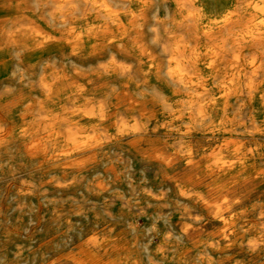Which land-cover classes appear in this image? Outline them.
<instances>
[{"label":"bare ground","instance_id":"bare-ground-1","mask_svg":"<svg viewBox=\"0 0 264 264\" xmlns=\"http://www.w3.org/2000/svg\"><path fill=\"white\" fill-rule=\"evenodd\" d=\"M59 2L0 0V151L4 156H41L42 165L62 170V176L52 180L60 188L80 182L75 176L68 177L69 173L85 169L124 140L131 141L133 150L153 137L113 139L110 133L132 115L141 120L153 115L140 109L145 102L133 94L141 90L136 87L137 79L156 73L155 83L162 67L163 77L181 97L180 102L191 103L208 135L220 137L209 149V164L234 174V188L224 193L230 195L225 201L207 199L219 196V191L209 192L207 197L201 192L180 196L170 179L179 201L162 230L155 228L146 235L139 230L140 218H135L126 230L108 229L92 235L61 263L264 264V245L260 244L264 202L254 195L258 187L239 196L238 203L232 199L251 182L264 180V6L259 0H152L147 5L138 0H107L112 12L120 13L117 19L95 8L91 0H70L73 6L61 9L63 14L52 12ZM117 26L121 35L117 58L126 62L106 64L104 70L120 77L96 81L82 93L84 86L70 76L79 71L77 66L87 65L82 57L68 53L78 52L86 37L102 38L100 30L117 31ZM115 39L113 36L112 41ZM110 47L116 50L115 45ZM209 73L215 75L214 82ZM112 84L117 90L108 96ZM59 85L66 88L58 91ZM127 88L134 104L118 107L119 96ZM165 91L171 95L170 89ZM146 95L148 100L167 103V97L151 87ZM85 97L90 98L87 104ZM101 101L110 109L105 110L107 122L99 119L104 111ZM80 108L94 118L74 115ZM84 132H94L103 143L71 157L59 155L71 147L69 138L78 142ZM174 139V143L172 139L167 142L175 152L190 156L185 141L178 135ZM142 166L168 180L157 155ZM22 192L20 195L29 194L30 187ZM148 193H152V202H161L169 188L160 186ZM193 195L200 205L193 203ZM118 201L131 207L120 195L109 198V203ZM147 208L139 207L138 212L143 214ZM145 238L148 242L143 249Z\"/></svg>","mask_w":264,"mask_h":264},{"label":"rangeland","instance_id":"rangeland-1","mask_svg":"<svg viewBox=\"0 0 264 264\" xmlns=\"http://www.w3.org/2000/svg\"><path fill=\"white\" fill-rule=\"evenodd\" d=\"M128 91L125 89L119 96L118 107L134 104ZM143 104L139 105L140 109L152 114L151 105ZM163 141L164 138L151 137L133 150L130 140L113 145L105 156L85 169L69 173L68 177L75 176L81 181L66 188L52 182L62 176V170L42 165L44 159L41 156L23 154L11 159L0 151V156H3L0 160V264H62L69 252L84 245L83 236L90 229L92 235L108 229L120 232L128 229L129 221L135 218H140L139 230L146 235L155 228L162 230L179 201L170 183V179L176 182L177 177L163 166L168 180L163 179L162 175H154L146 166L143 167L142 162L164 149L172 151L167 148L169 143L164 144ZM25 186H29L31 192L20 195ZM160 186L171 189L169 196L161 202H152L148 190L157 191ZM248 187L238 190L236 195H248L252 188L258 187L254 195L264 202V180L251 182ZM115 195L122 196L131 207L119 201L109 203V198ZM143 206L149 208L140 214L138 209ZM144 240L143 249L148 242L146 238Z\"/></svg>","mask_w":264,"mask_h":264},{"label":"clouds","instance_id":"clouds-1","mask_svg":"<svg viewBox=\"0 0 264 264\" xmlns=\"http://www.w3.org/2000/svg\"><path fill=\"white\" fill-rule=\"evenodd\" d=\"M91 2L95 8L110 13V16H115L118 19L120 13H113L107 0H91ZM138 2L147 5L151 4L152 0H138ZM259 2L264 6V0H259ZM72 6L70 0H60V2L53 8L52 12L63 14L61 13V9H67ZM46 15H48V13H46ZM38 19H40V17H38ZM261 23H264V21H261ZM116 28L117 31H112L107 27L103 28L100 30L103 32L102 38L97 36L96 39L93 40L86 37L78 52L75 54L68 53L69 56H75L78 58L82 57L84 63L87 65V67L77 66L74 63L79 71H74L70 76L71 80L84 86L82 93L87 92L90 85L95 86L96 81L105 80L106 78L110 80L114 75L120 77L116 72H105L104 70L106 64L115 63L116 61L126 62L117 58V52L120 50L117 47V44L121 41V35L118 26ZM113 36L116 37L115 41H112ZM86 40L88 41L87 43ZM93 45H95V47H93ZM112 45L116 46V50H113L110 47ZM160 72V78H155V83H153V77H156V73L142 75L143 79H137L136 87L141 90L134 92L133 94L138 97L139 101H144L146 104L151 105L150 110L153 115L147 120H141L137 115L130 116L129 119L123 120L120 125L115 126L111 130L110 134L112 135V138L131 137L143 140L145 137L153 136L164 138V143L167 144L169 139H172L174 143V137L175 135H178L191 149L190 156L181 155L175 152L172 147L173 144H167V148L172 149V151L169 152L167 149H164L162 152H157L156 154L157 159L163 162L165 168L171 170V175L177 177L174 186L177 189L178 194L182 196L184 193L195 194L196 192H201L207 197V193L219 191L221 193L219 196L211 199L207 197V199L225 201V197H230V195L224 193L234 188V183L232 182V176L234 174H229V172L224 169L218 170L217 168L212 167L207 160L209 149L212 148L214 143H217L220 140V137L208 135L203 121L200 120L199 114L193 110V105L187 102L182 104L180 102L181 97H178L172 92L168 81L163 77L162 67ZM74 78L79 79L77 80ZM209 79L214 82L215 75L209 73ZM142 85L144 86L143 88H141ZM123 87L126 88L125 84ZM148 87L155 89L160 95L166 96L167 103L161 104L158 99L148 100L146 95ZM61 88H66V85H59L57 90L59 91ZM165 89H170L171 95H169ZM116 90V85L112 84L111 90L107 95L111 96ZM89 102L90 98L85 97V103L87 104ZM101 102L100 107L104 111L100 114L99 119L101 122H107L108 117L105 114V110L110 111V109H107V106L103 101ZM81 113H83V116L88 119L94 118L90 116L84 108L73 111L74 115H80ZM74 123H79V121H75ZM100 143H103V141L97 140L94 132L91 135L84 132L79 137L78 142L74 138H69L67 144L71 145V147L66 148L59 153V155L71 157L76 152L82 151L86 148L96 147V145ZM226 155L229 159L232 158L231 152L226 153ZM185 176L187 178L184 179L183 182H180ZM222 185H227V188L221 187ZM151 194L152 193H149V195ZM238 197L239 195H236L235 198H232L234 203L239 202ZM192 200L194 204L200 205L201 203L194 195L192 196ZM129 223L131 222L129 221ZM91 235L92 230L90 229L85 233L82 243L86 245V242L90 239ZM260 244L264 245V237L260 238Z\"/></svg>","mask_w":264,"mask_h":264}]
</instances>
